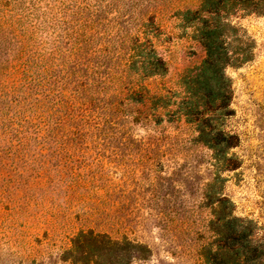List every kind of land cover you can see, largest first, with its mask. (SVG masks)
Masks as SVG:
<instances>
[{"label": "rangeland", "instance_id": "1", "mask_svg": "<svg viewBox=\"0 0 264 264\" xmlns=\"http://www.w3.org/2000/svg\"><path fill=\"white\" fill-rule=\"evenodd\" d=\"M194 2L120 0L119 12L107 10L111 39L117 21L133 35L152 17L160 28L152 41L168 67L143 81L147 104L130 106L132 114L110 129L90 130L68 119L73 113L65 107L80 98L102 110L117 99L112 76L120 74L119 59L103 51L110 47L104 20L83 55H43L56 82L48 97H36L33 111L0 104V264H212V198L219 194L264 245V16L232 20L252 55L226 69L231 112L217 123L238 143L228 151L237 168L222 170L174 112L184 96L182 77L203 59L175 16ZM71 71L78 81L69 79L55 98ZM79 86L83 98H71Z\"/></svg>", "mask_w": 264, "mask_h": 264}, {"label": "trees", "instance_id": "2", "mask_svg": "<svg viewBox=\"0 0 264 264\" xmlns=\"http://www.w3.org/2000/svg\"><path fill=\"white\" fill-rule=\"evenodd\" d=\"M119 2L0 0V104L10 103L33 111L31 107L36 105V97H48L50 81L56 82L43 55H83L88 50L91 32L98 34L95 32L97 26L104 20L108 26L105 39L110 47L103 51L119 59L120 74L112 76L117 99L111 100L108 108L104 104L102 110H92L80 98L72 105L66 102L65 107L73 113L68 119L79 118L90 130L100 133L104 127L110 129L130 116L133 112L130 106H145L150 95L143 81L168 72L166 62L152 41L160 28L148 17L135 34L130 35L119 23L121 20L116 22L117 38H109L112 30L104 15L108 14V9L119 12ZM119 14L122 17V13ZM250 14L264 16V0H195L191 6L175 12L181 26L191 30L192 39L203 51V59L195 71L182 77L184 96L174 103L177 109L174 112L184 118L186 125L193 127L195 141L214 153L212 159L222 170L237 168L228 151L238 143L235 135L225 133L217 123L220 117L231 112V87L226 69L250 61L252 55V45L236 34L232 20ZM79 77L72 71L66 76L63 74L61 88L54 97L61 96L60 91L70 84L69 79L78 81ZM84 90L77 87L71 98H83ZM84 104L86 106L81 108ZM133 120L141 119L134 117ZM27 124L36 126L30 121ZM73 134H77L75 130ZM233 214L225 196L219 194L212 198V264H264V245L253 241V235L243 230ZM109 243L119 245L117 241ZM122 243L134 252L142 251L140 245Z\"/></svg>", "mask_w": 264, "mask_h": 264}]
</instances>
